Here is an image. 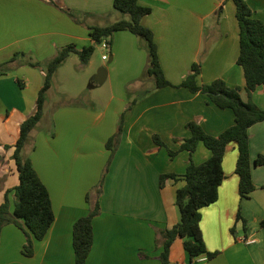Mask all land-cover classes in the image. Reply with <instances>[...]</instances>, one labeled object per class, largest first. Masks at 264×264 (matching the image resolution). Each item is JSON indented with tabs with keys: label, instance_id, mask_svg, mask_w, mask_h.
I'll return each instance as SVG.
<instances>
[{
	"label": "crops",
	"instance_id": "1",
	"mask_svg": "<svg viewBox=\"0 0 264 264\" xmlns=\"http://www.w3.org/2000/svg\"><path fill=\"white\" fill-rule=\"evenodd\" d=\"M246 1L264 22V0ZM140 3L152 9L142 24L154 32L161 66L172 86L157 89L154 77L145 76L149 59L142 38L129 31L114 34L110 57L104 60L111 62L107 78L98 86L107 83L105 111L96 109L102 91L92 96L94 107L84 104L79 93L54 107L53 115L44 114L29 137L23 155L32 159L50 192L55 221L47 236L34 242L31 257L23 253L24 231L13 224L5 226L0 264H74L73 226L89 213L86 196L108 165L112 151L107 141L117 132L123 114V132L100 197L101 214L93 221L94 244L87 264H161L158 231L171 229L180 220L176 193L186 184L182 176L191 159L201 164L211 156L203 144L192 155L181 150L191 135L186 124L197 122L218 136L235 123L231 109H221L203 93L180 86L192 65H201L200 85L222 79L239 87L244 101L264 110V87L250 94L237 62L240 27L233 0ZM115 15L114 0H0V66L7 63L0 69V205L6 191L19 184L12 156L19 125L34 112L44 83V70L38 66L48 65L68 45L78 49L100 45L91 37V28L124 19L117 16L112 21ZM21 53L30 61L21 60ZM85 67L90 72L92 58ZM96 75L89 82L93 89H98ZM42 123H48L54 134L37 132ZM154 135L166 146L157 144ZM249 135L254 162L264 156V122L252 126ZM170 151L177 154L171 156ZM237 158L233 146L224 158L219 198L201 210L206 247L217 255L193 260L178 238L170 250V264H264V165L253 166L255 190L241 201ZM164 174L177 177L167 179L162 187ZM10 199L14 209V192ZM246 238L252 242H245Z\"/></svg>",
	"mask_w": 264,
	"mask_h": 264
},
{
	"label": "trees",
	"instance_id": "2",
	"mask_svg": "<svg viewBox=\"0 0 264 264\" xmlns=\"http://www.w3.org/2000/svg\"><path fill=\"white\" fill-rule=\"evenodd\" d=\"M141 0H114V8L130 16V20L122 19L106 27H92L91 37L96 43L106 40L110 47L113 36L117 31H129L146 41L148 51V66L145 76L155 79L157 89L172 86L167 80L161 66L159 49L154 32L142 24V19L151 14L152 9L140 3ZM236 5V16L240 27V54L238 64L243 67L246 78V89L251 94L264 87V22L254 16L251 6L246 0H233ZM71 15V14H70ZM72 16V15H71ZM95 45L78 49L71 44L62 48L49 62L36 100L35 110L19 125L18 139L14 146L13 160L19 174V184L14 190H7L5 200L0 205V243L3 228L7 225H16L26 235V244L23 253L33 256L34 242L43 240L55 221V212L51 195L46 185L40 179L30 157H25L23 151L33 130L37 127L44 115L46 94L52 87L53 76L63 62L71 55H79L82 64L87 65L95 51ZM2 64L0 69L6 66ZM38 66V64H31ZM201 65L194 63L181 87L191 92H201L208 97L211 103L221 109H231L235 115V123L218 136L207 133L197 122H188L186 128L191 135L181 146L182 151L192 155L200 144L210 152L209 159L201 164H195L192 159L186 172L182 176L185 186L176 193V206L180 212L179 222L171 229L158 231V238L163 251L160 255L161 264H170L169 255L174 242L181 238L184 248L195 260L206 254L209 259L217 253L209 252L201 229V210L215 203L219 198V187L225 179L223 162L226 153L233 146L238 150L236 174L239 178V196L243 201L248 199L255 190L252 169L254 165H264V156H259L254 162L250 154L249 130L252 126L264 122V110L253 102H246L241 96L239 87H230L222 79H216L210 84L200 85L198 77ZM22 86V82L19 80ZM136 100L129 103L125 113L130 110ZM124 114L121 117L117 132L107 141V148L112 151L108 165L105 168L99 183L87 194L86 199L90 205L89 213L79 218L73 226L74 264H87L94 244V219L101 214L100 197L103 194L104 180L119 145L123 132ZM154 140L160 146L166 144L158 135ZM171 156L177 152L170 151ZM177 177L175 174L161 176V186L169 178ZM14 192L15 205L12 209L10 194Z\"/></svg>",
	"mask_w": 264,
	"mask_h": 264
},
{
	"label": "rangeland",
	"instance_id": "3",
	"mask_svg": "<svg viewBox=\"0 0 264 264\" xmlns=\"http://www.w3.org/2000/svg\"><path fill=\"white\" fill-rule=\"evenodd\" d=\"M115 14L116 15L114 18H112L113 19L112 21H116L117 16L121 17V19L124 18L126 20H130L129 15L124 14L118 10H115ZM110 54H111L110 49H105L101 45L96 46L94 54L92 55L93 67L92 69H90V72H88L89 69H87V67H85V65L82 64L79 55L71 54L70 57L66 59L67 61L65 60L66 62L56 71V73L53 76L52 87L46 94L47 100L44 107L45 116L49 117L51 116V114L53 115L55 113L53 111L54 107L60 106L66 101L73 99V97H75V95H78L79 93L80 95H82L81 100L84 104L94 107L96 103L94 102L92 96L98 90L102 91L104 96L100 98L102 99V101L98 102V108L96 109L98 110L99 113H103L106 109V102H107L106 100L108 99L107 93L104 92L107 83L101 87H98L100 86V84L98 85L96 79H94L95 86H97L98 89H93L92 87H90L89 82L91 77L94 74L98 73V70L101 67H104L108 70L107 67H109L111 62L110 60L104 61L103 55H107L108 57H110ZM20 55H21L20 56L21 60H25L27 62L30 61L29 58L23 59L22 53ZM38 68L39 70L42 69L44 70L43 78H45V75L48 70V65L41 63L38 66ZM49 127L50 126L48 125V123H44V124L42 123V126L38 127L37 132H39L40 134H46V132L53 133L52 131H50ZM25 151L26 149L24 150V155H25Z\"/></svg>",
	"mask_w": 264,
	"mask_h": 264
},
{
	"label": "water",
	"instance_id": "4",
	"mask_svg": "<svg viewBox=\"0 0 264 264\" xmlns=\"http://www.w3.org/2000/svg\"><path fill=\"white\" fill-rule=\"evenodd\" d=\"M108 71L106 68L101 67L95 77L98 84H103L107 78Z\"/></svg>",
	"mask_w": 264,
	"mask_h": 264
},
{
	"label": "built area",
	"instance_id": "5",
	"mask_svg": "<svg viewBox=\"0 0 264 264\" xmlns=\"http://www.w3.org/2000/svg\"><path fill=\"white\" fill-rule=\"evenodd\" d=\"M100 45L103 47V48H105V49H110V45H109V43L106 41V40H104L102 43H100ZM108 59V56L107 55H103V60H107ZM244 241L245 242H252L251 240H248L247 238L246 239H244Z\"/></svg>",
	"mask_w": 264,
	"mask_h": 264
}]
</instances>
